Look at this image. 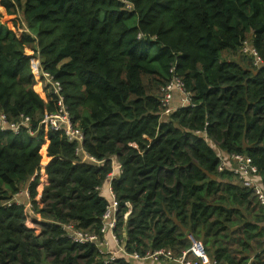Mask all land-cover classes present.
Returning a JSON list of instances; mask_svg holds the SVG:
<instances>
[{"label": "trees", "instance_id": "16d2710c", "mask_svg": "<svg viewBox=\"0 0 264 264\" xmlns=\"http://www.w3.org/2000/svg\"><path fill=\"white\" fill-rule=\"evenodd\" d=\"M129 1L0 0V111L29 116L33 132L0 131V264H137L105 263L61 227L101 238L109 198L96 187L112 157L122 167L113 231L127 252L192 254L194 240L217 264H264V209L217 169L219 153L246 155L264 187V66L241 50L250 40L264 59V0ZM173 64L194 106L162 116ZM44 71L102 166L49 127L58 106ZM23 188L33 214L13 201Z\"/></svg>", "mask_w": 264, "mask_h": 264}, {"label": "built area", "instance_id": "2783aa9c", "mask_svg": "<svg viewBox=\"0 0 264 264\" xmlns=\"http://www.w3.org/2000/svg\"><path fill=\"white\" fill-rule=\"evenodd\" d=\"M117 1L124 4L128 9L133 8L132 3L129 0ZM139 36H141L140 33H138V37ZM241 50L244 53L251 54L254 60L253 62L256 66H264V59L251 45L250 40H245L243 42ZM168 72L169 78L167 82L161 85L159 88V101L162 109V116H168L174 110L183 106H194L191 92L187 90L186 85L182 78L178 75L174 64L169 67ZM43 75L47 83L50 85L57 96V109L54 112L50 113L45 119L49 127L54 131L63 132L70 142L75 143V154L78 157L97 167L102 166L106 159H97L84 148V133L72 122V117L68 109V105L65 101L62 83L49 72L44 71ZM174 96H177L179 100L178 106H175V103L173 102ZM22 127L26 128L30 134H33L29 116L20 114L17 120H10L4 112L0 111V131L8 130L13 133H19ZM197 133L200 132L197 131ZM202 135L204 136V139L208 138L206 132H203ZM218 156L219 164L217 169L219 171L228 169L229 171L233 172V174L238 178L239 181L242 180L244 181V184L251 186L255 194L257 195L259 204L264 209V187L253 181V177L258 175V167L251 161L248 156L243 154L219 153ZM114 161L115 159L112 157V170L108 174L105 183L96 187V190H99L100 194H106L109 198V203L101 217V238L96 233H91L78 228L74 223H62L61 227L66 236L72 242L77 244H95L98 248V251L101 254L105 255V263L113 262L120 256H127L131 261H136L137 264H167L170 262L175 264H217V262L213 259L205 260L199 257L196 258L188 250L182 251L179 255L174 254L171 249L165 247L155 250H149L144 254H140L137 251L130 253L127 252L123 244L119 242L113 231V228L116 224V211L118 206L110 182L116 174H120L122 171L121 165L116 163L117 166H115ZM115 169L117 170V173L115 172ZM19 195H23L26 197V201L24 202L25 206L33 214L34 211L30 202L28 188H25L24 190H21L14 195L13 201L17 204L23 203L17 200ZM10 203L11 201H9L8 204ZM126 205L130 207L129 203H126ZM107 234H110L111 239L117 243V248L110 249Z\"/></svg>", "mask_w": 264, "mask_h": 264}, {"label": "crops", "instance_id": "0c3cea01", "mask_svg": "<svg viewBox=\"0 0 264 264\" xmlns=\"http://www.w3.org/2000/svg\"><path fill=\"white\" fill-rule=\"evenodd\" d=\"M174 103H175V106H178L179 105V100H178V98H177V96H174V101H173ZM225 154V153H224ZM117 163V162H116ZM118 164V163H117ZM116 164V165H117ZM117 175V174H116ZM115 175V176H116ZM253 181L255 182V183H257V184H260V185H262V183H261V178H260V176L259 175H257V176H254L253 177ZM263 186V185H262ZM104 195H106V194H104ZM107 196V195H106ZM108 197V196H107ZM16 198V197H15ZM17 200H19V202H25L26 201V197L25 196H23V195H21L20 197H18L17 198ZM107 238H108V240H109V246H110V249H115V248H117V243L116 242H114L112 239H111V237H110V234H107ZM106 238V239H107ZM193 249H194V253L195 254H197L198 255V257L199 258H202V259H205V260H210V258L203 252V250H202V245H201V243L200 242H197V241H194L193 240ZM167 264H175V263H167Z\"/></svg>", "mask_w": 264, "mask_h": 264}, {"label": "rangeland", "instance_id": "374dc122", "mask_svg": "<svg viewBox=\"0 0 264 264\" xmlns=\"http://www.w3.org/2000/svg\"><path fill=\"white\" fill-rule=\"evenodd\" d=\"M114 163H115V166H117L115 161H114ZM115 172L117 173V170H116V169H115ZM24 189H25V188H23L22 190H24ZM20 196H21V195H19V197H20ZM32 209H33V208H32ZM197 242H199V241H197ZM192 250H193L192 255L195 256L196 258H198V255L194 253V249H192Z\"/></svg>", "mask_w": 264, "mask_h": 264}]
</instances>
